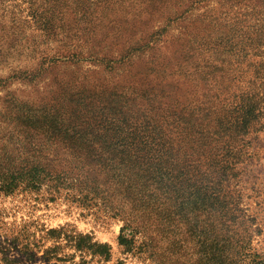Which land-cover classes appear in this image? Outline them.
Listing matches in <instances>:
<instances>
[{"label": "rangeland", "instance_id": "obj_1", "mask_svg": "<svg viewBox=\"0 0 264 264\" xmlns=\"http://www.w3.org/2000/svg\"><path fill=\"white\" fill-rule=\"evenodd\" d=\"M131 1L139 7L153 0H0L3 141L15 146L11 135L24 121V130L39 126V122L32 126L26 117L36 111H20L15 96L24 98L28 90L27 97L39 102L41 92L55 88L59 79H77L97 89L99 82L111 76L114 68L108 63L120 49L111 48L110 40L104 38L106 25H97L118 18L112 13ZM157 1L155 17L143 35L137 33L134 45L149 44V29L160 35L157 45L147 50L146 57L152 59L141 65V71L165 61L162 73L171 76L173 86L163 83V87L178 102L182 99V106L201 113L206 128L211 117H220V123L211 125H217V132L208 130L207 159L201 166L195 163L198 167L190 172L187 191L178 194L169 179V188L159 185L154 191L160 199L157 216H146L158 229L124 230L134 246L120 241L126 221L121 213L130 215L135 225L139 215L133 218L130 212L134 202L114 196L116 186L103 197L100 192L88 193L68 177L58 188L46 184L33 192L0 193V264H264V0ZM215 24L208 41L216 61L202 70L207 76L201 83L211 79L207 99L196 108L187 94L198 82L189 81L188 70L174 52L183 51L181 43L193 33ZM83 25L88 29L81 31ZM200 33L208 36L209 30ZM99 41L101 45L96 44ZM52 57V64H45ZM177 62L184 69H177ZM40 66L43 74L29 76L31 83L23 84L19 72ZM214 93L219 94L218 102L212 101ZM217 136V141H211ZM46 142L47 138L41 141ZM59 144L48 142L47 154L59 151ZM129 144L137 151V159L153 167L157 175H173L171 165L177 161L165 153V146L156 151L145 139ZM66 158L78 159L73 154ZM126 158V153L119 154V160ZM76 176L81 181L85 174ZM160 207L186 215L183 223L167 222Z\"/></svg>", "mask_w": 264, "mask_h": 264}, {"label": "trees", "instance_id": "obj_2", "mask_svg": "<svg viewBox=\"0 0 264 264\" xmlns=\"http://www.w3.org/2000/svg\"><path fill=\"white\" fill-rule=\"evenodd\" d=\"M157 3V0H153L145 4L140 3L139 7H136L131 1L112 13V16L118 18H111L110 21L107 19L103 24L97 25H106L104 38L110 40L111 48L120 49L116 51L119 55L111 58L108 63L114 71L109 72L110 77L99 82L97 89L83 85L77 79H59L55 88L41 92L39 102H32V99L27 97L31 94L28 90L24 91V98L14 95L20 111H36L30 115L27 113L26 117L32 126L36 122H39V126L27 127L28 130H24V121L22 128L11 135V138H16V144L12 147L6 143L7 140H2L4 134L0 138V193L7 196L19 190L33 192L46 184L58 188L68 177L81 183L84 187L82 189L88 193L100 192L103 197L104 194H109L108 190L112 186H116L114 196L134 202L135 205L132 204L129 208L130 212L133 213V218H138L139 215L138 225H135L130 220V215L121 213L126 221L123 234L119 237L120 241L127 240L130 246H134L132 241L125 237L126 229L138 231L141 227L157 231L158 228L153 227L154 223L147 218L151 214L157 216L155 211L160 199L155 198L154 191L159 185L169 188L171 185L166 179L170 180L172 189L178 194L187 191L190 172L196 171L207 159L206 142L211 136L208 130L215 129L217 132V125H211L218 124L221 120L220 117H211L210 127L206 128L207 124L203 122L201 113L182 106V99L178 102V98L163 87V83L173 86L171 76L166 77L162 73L165 61L157 66L151 63L141 71V65L152 59L149 55L146 57L147 50L157 45L160 35L149 29L151 32L146 38L149 44L140 45L138 48L134 45L138 42L137 33L143 35L148 22L155 17ZM216 25L202 27L201 30L208 28V36L202 35L201 30L193 33L192 37L181 43L185 50L174 52V57L188 70L189 81L198 82L193 83L191 94L185 93L188 95V101L196 102V108L201 107L209 91L208 82L211 77L202 84L201 81L207 76L202 70L216 61V56H213L214 46L208 41L210 29ZM87 29V25H83L80 30ZM82 36L86 41L89 40L87 35H81L80 38ZM132 41H135V44ZM99 42L96 44L101 45L102 41ZM49 60L45 64L51 65L53 57ZM180 63L177 62V69H184ZM41 70L40 66L35 71L19 72V79L23 84H30L31 79L28 77L35 78L43 74ZM131 71L137 73L129 74ZM196 88L198 91H195ZM211 96L212 101H219L218 93ZM46 138L47 142L43 145L41 141ZM138 139L150 141L156 151H160V147H166L165 153L177 161L171 165V168H174L171 177L157 175L153 167L137 159V151L133 152L129 143H135ZM217 140L218 136L212 137L211 141ZM50 141L59 142L60 150L47 154L46 149ZM121 148L123 149L119 151ZM123 153L127 154L126 160H119V154ZM72 154L77 155L79 160L66 158ZM197 162L198 166L195 165ZM82 173L85 177L80 181L76 174ZM160 210H164L162 214L167 222L173 220L181 224V220L186 216L175 213L172 208L160 207ZM173 227L175 229L174 225ZM48 252L47 250L46 253Z\"/></svg>", "mask_w": 264, "mask_h": 264}]
</instances>
